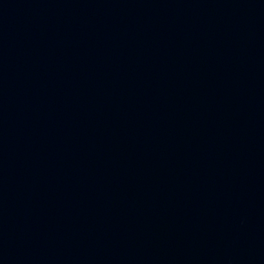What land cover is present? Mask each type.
<instances>
[{"label":"water","instance_id":"water-1","mask_svg":"<svg viewBox=\"0 0 264 264\" xmlns=\"http://www.w3.org/2000/svg\"><path fill=\"white\" fill-rule=\"evenodd\" d=\"M0 264H264V0H0Z\"/></svg>","mask_w":264,"mask_h":264}]
</instances>
